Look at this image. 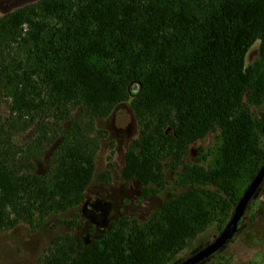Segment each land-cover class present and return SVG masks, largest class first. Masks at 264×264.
Wrapping results in <instances>:
<instances>
[{"label":"trees","instance_id":"1","mask_svg":"<svg viewBox=\"0 0 264 264\" xmlns=\"http://www.w3.org/2000/svg\"><path fill=\"white\" fill-rule=\"evenodd\" d=\"M255 44L258 59L245 65ZM263 103L264 0H34L9 11L0 17V232L76 209L106 134L96 123L127 105L136 135L122 179L146 199L171 173L179 191L145 221L112 220L98 239L56 237L35 264H168L192 237L223 228L264 162V115L253 112ZM27 131L31 141L16 144ZM210 137L211 161L199 147L187 162ZM55 143L41 174L34 161Z\"/></svg>","mask_w":264,"mask_h":264},{"label":"rangeland","instance_id":"2","mask_svg":"<svg viewBox=\"0 0 264 264\" xmlns=\"http://www.w3.org/2000/svg\"><path fill=\"white\" fill-rule=\"evenodd\" d=\"M33 1L0 0V17ZM257 59L258 46L255 44L246 54L245 65H251ZM1 112L6 113L4 108ZM253 112L255 115H264V103L253 109ZM75 114L76 112H73V115ZM96 126L98 129H104L106 134L100 141L94 160V177L85 192L83 202L71 211L49 215L38 225H18L11 230L0 232V264H35L56 237L70 236L86 242L92 241L101 237L109 222L120 217L145 221L160 207L165 198L179 191L174 184L176 177L171 173L167 175L166 189L157 197L146 199L140 197V186L135 181L126 182L122 179L126 145L136 135L135 121L127 105L117 107L109 117L98 121ZM31 139L32 133L27 131L16 136L14 142L21 145ZM55 145L57 144L44 147L41 158L34 161L39 173L44 174L47 170ZM214 145L215 139L210 137L192 146L186 161L196 162L200 157L198 148L202 147L209 163ZM248 184L249 182L243 180L240 196ZM222 229L218 232L215 225H212L204 233L192 237L168 264H177L188 258L212 242ZM200 264H264V182L249 202L232 239L220 251Z\"/></svg>","mask_w":264,"mask_h":264},{"label":"water","instance_id":"3","mask_svg":"<svg viewBox=\"0 0 264 264\" xmlns=\"http://www.w3.org/2000/svg\"><path fill=\"white\" fill-rule=\"evenodd\" d=\"M261 133L264 141V124L262 125ZM263 182L264 162L241 194L228 222L225 224L224 228L218 234V236L212 242H210L188 258L178 262L177 264H200L220 251L235 235L238 224L245 213L246 207L256 195Z\"/></svg>","mask_w":264,"mask_h":264}]
</instances>
